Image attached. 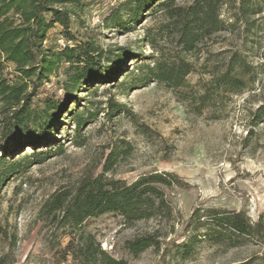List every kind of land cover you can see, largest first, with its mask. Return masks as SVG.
<instances>
[{
  "label": "rangeland",
  "instance_id": "rangeland-1",
  "mask_svg": "<svg viewBox=\"0 0 264 264\" xmlns=\"http://www.w3.org/2000/svg\"><path fill=\"white\" fill-rule=\"evenodd\" d=\"M88 1L72 30L77 40L89 38L102 52L103 76L74 92L34 158H22L32 147L18 153L0 135V155L6 143V161L14 164L0 189V264H57L45 242L41 204L59 186L101 171L111 149L121 155L108 175L133 181L149 171L172 172L184 187L167 190L175 207L176 243L164 255L149 248L135 256L125 241L170 224L154 218L129 226L113 212L86 223L104 249L127 264H264V232L240 235L213 226L212 236L205 237L191 219L197 209L216 208L219 215L235 211L252 222L264 220V118L256 116L264 105V0H227L221 10L227 30L199 43L197 55L187 54L195 70L188 76L191 86L179 88L149 72L181 52L165 28L164 11L155 6L159 1L137 16L135 1ZM62 30L57 24L49 41ZM235 53L247 63L246 85L238 93L209 86L203 99L209 71ZM64 71L52 77L49 89L66 79ZM195 233L199 237L187 245Z\"/></svg>",
  "mask_w": 264,
  "mask_h": 264
},
{
  "label": "trees",
  "instance_id": "trees-1",
  "mask_svg": "<svg viewBox=\"0 0 264 264\" xmlns=\"http://www.w3.org/2000/svg\"><path fill=\"white\" fill-rule=\"evenodd\" d=\"M133 1L134 16L159 1L155 6L164 11L168 19L165 28L171 30L181 51L174 59L156 62L149 72L173 87L191 86L188 76L194 72L195 64L187 54L197 55L199 43L227 30L229 25L221 17L227 0H192L187 5L177 4L176 0H128L123 5ZM90 4L88 0H0V135L4 141L13 142L18 153L32 147L24 159L36 156L38 143L48 138L51 125L81 84L103 76L102 52L89 38L77 40L72 30L80 12ZM114 9L118 11L119 7ZM57 24L63 30L52 43L50 32ZM58 36L64 37L63 46L57 43ZM63 67L66 79L49 89L52 77L59 76ZM246 67L238 53L216 63L209 71L211 79L203 85V99L209 86L240 92L246 85ZM35 97H39L40 104H35ZM256 116L264 118V105L257 109ZM77 120L80 125L81 119ZM9 149L5 143L0 155V189L13 171L14 164L6 161ZM120 155L111 149L101 171L88 172L73 183L59 186L41 204L39 218L47 228L45 242L57 264H127L125 259L104 249L97 236L86 228L90 218L111 212L122 215L124 224L129 226L154 218L170 224L165 229L166 224L159 223L127 239L126 248L135 256L149 248L164 255L176 243L171 237L176 232L172 221L175 207L167 190L184 187L182 179L175 173L158 171L145 172L133 181L108 175ZM219 214L216 208L203 213L195 210L191 218L196 219L194 230L204 228L205 237L212 236L213 226L240 235L264 232L263 219L252 222L235 211ZM198 237L197 233L190 235L186 244Z\"/></svg>",
  "mask_w": 264,
  "mask_h": 264
},
{
  "label": "built area",
  "instance_id": "built-area-1",
  "mask_svg": "<svg viewBox=\"0 0 264 264\" xmlns=\"http://www.w3.org/2000/svg\"><path fill=\"white\" fill-rule=\"evenodd\" d=\"M57 41L59 42V43H61V44H65V39H64V37L63 36H59V38L57 39Z\"/></svg>",
  "mask_w": 264,
  "mask_h": 264
}]
</instances>
